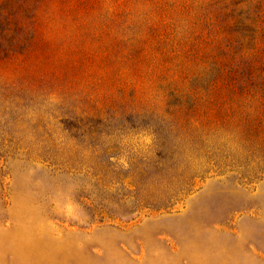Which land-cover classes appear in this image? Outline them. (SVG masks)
Returning a JSON list of instances; mask_svg holds the SVG:
<instances>
[{"label":"rangeland","instance_id":"374dc122","mask_svg":"<svg viewBox=\"0 0 264 264\" xmlns=\"http://www.w3.org/2000/svg\"><path fill=\"white\" fill-rule=\"evenodd\" d=\"M226 84L264 93V0H0V264H264V163L187 108Z\"/></svg>","mask_w":264,"mask_h":264},{"label":"trees","instance_id":"16d2710c","mask_svg":"<svg viewBox=\"0 0 264 264\" xmlns=\"http://www.w3.org/2000/svg\"><path fill=\"white\" fill-rule=\"evenodd\" d=\"M234 8L230 2L229 10L232 12ZM227 66L222 68L223 75L231 76L235 70ZM215 87L216 91L205 97L190 95L194 97L187 107L197 116V137L205 145L200 155L223 169L244 175L246 169H254L253 164L264 163V155L256 156V151L264 149V93H244L228 84L229 90L218 93L220 89ZM200 102L204 103L202 109L198 107ZM207 144L211 147H206Z\"/></svg>","mask_w":264,"mask_h":264}]
</instances>
